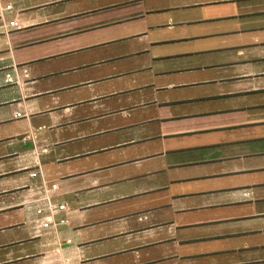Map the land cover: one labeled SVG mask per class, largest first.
Masks as SVG:
<instances>
[{
  "label": "crops",
  "instance_id": "crops-1",
  "mask_svg": "<svg viewBox=\"0 0 264 264\" xmlns=\"http://www.w3.org/2000/svg\"><path fill=\"white\" fill-rule=\"evenodd\" d=\"M8 4L0 264H264V0Z\"/></svg>",
  "mask_w": 264,
  "mask_h": 264
},
{
  "label": "built area",
  "instance_id": "built-area-1",
  "mask_svg": "<svg viewBox=\"0 0 264 264\" xmlns=\"http://www.w3.org/2000/svg\"><path fill=\"white\" fill-rule=\"evenodd\" d=\"M12 9V6L10 4L6 5L4 8H1L0 7V10H6V11H9ZM19 25L16 21H11V22H4V20L2 19V14L0 15V33H7L10 29H14V28H18ZM44 187V198L42 200H44L47 204V210L49 211L50 215L49 216H52L54 215L56 212H62V211H65L66 210V206L65 205H59L57 207H54L51 202H50V198L48 197V194L50 192L49 189L46 188V186H43ZM56 189V186L53 185L51 187V190H55ZM44 209H40L38 208L36 210V215L37 216H40L42 213H43ZM67 221L66 220H61L59 221V224H66ZM54 225H57L56 223H54ZM43 227L44 228H47L48 227V223H44L43 224Z\"/></svg>",
  "mask_w": 264,
  "mask_h": 264
}]
</instances>
